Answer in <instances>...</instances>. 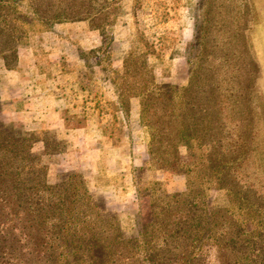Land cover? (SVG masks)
I'll use <instances>...</instances> for the list:
<instances>
[{
  "label": "trees",
  "instance_id": "obj_1",
  "mask_svg": "<svg viewBox=\"0 0 264 264\" xmlns=\"http://www.w3.org/2000/svg\"><path fill=\"white\" fill-rule=\"evenodd\" d=\"M11 1L0 0V60L7 71H19L18 49L38 23L50 27L54 22L91 21L111 6L106 0H31L32 17ZM106 22L97 20L93 28L103 39L99 25ZM155 58L153 50L131 47L122 55L120 69L113 71L112 82L127 115L130 100L138 99L137 123L149 132L148 160L138 171L148 165L184 175L186 192L169 195L153 182L151 221L142 226L141 240L124 242L111 201L93 200L88 183L75 180L79 175L57 182L58 196L48 185L46 163L54 153L45 135H56L54 131L6 136L2 131L8 126L2 123L0 264L37 262V254L58 248L55 236L63 234L76 250L86 245L98 252L91 264H264L261 95L248 82H233L236 68L215 70L210 56L167 78L154 75ZM13 61L16 66L10 67ZM37 143L43 150L34 152ZM208 187L225 192L230 206L210 209L205 202ZM249 220L260 229L246 230ZM148 226L155 232L150 234Z\"/></svg>",
  "mask_w": 264,
  "mask_h": 264
},
{
  "label": "rangeland",
  "instance_id": "obj_2",
  "mask_svg": "<svg viewBox=\"0 0 264 264\" xmlns=\"http://www.w3.org/2000/svg\"><path fill=\"white\" fill-rule=\"evenodd\" d=\"M30 1L12 0L10 4L34 17ZM106 2L111 5L109 11H104L100 17H93L91 21L54 22L50 27H42L38 23L35 32H30L25 45L18 49L19 57L22 58L17 64L21 75L15 74L16 71H7L3 65L4 62L0 60V87L6 82H16L18 77L32 74L31 70L25 72L26 59L30 56V52H33V58L37 60V64L39 62L42 70L51 69L49 63L55 60L54 57L59 55L60 50H56L51 57L53 49L46 46V43L55 44V46H60L62 43L63 48L67 45L68 47L78 46V58L87 64L88 74L98 73L104 76V79L110 81L111 86L108 85V87L110 89L113 87L117 93L116 86L112 82L113 71L120 69L122 55L131 47H136L140 52L154 51L157 63L154 75L157 78L172 76L183 67H195L198 62L201 64L204 61L205 56H210L208 62L214 66L215 70L226 66L231 69L236 68L235 76H237L233 82L239 81L244 84L248 82L250 88L254 87L261 95L260 102L264 105V0H106ZM100 19L107 21L105 25H99L104 39L100 31L93 29L97 26V20ZM61 28L74 29L61 31ZM79 33L82 35H78ZM81 37L83 39L79 41ZM111 40L112 43H110ZM68 58L73 59V55ZM117 63L118 67H113ZM9 66L15 67L16 63L13 61ZM62 67L65 69L67 66L65 67L64 64ZM77 72L84 71L81 69ZM108 103L104 101V105H101L106 112L104 125L107 135L126 133L117 125V120L113 122L109 116L110 107L105 105ZM5 121L0 109V124L8 126L2 131L3 134L11 135L14 131H26L19 122ZM134 132L137 138L142 140L141 131ZM146 133L149 143L147 129ZM59 135L61 138L64 137L62 142L59 141L58 135L51 133L45 135V138L51 141L48 149L55 155L48 158L46 163L48 185L56 189L58 196L60 189L56 185L72 174L79 175V178L75 180L82 178L88 183L86 187L93 195V200L95 198L98 201L104 198L102 188L96 184V180L98 177L100 182L101 175L109 174L107 160L110 162L114 159H109L110 156L118 157L116 154L118 148L101 151L102 148L92 145L94 140L86 137L82 140L75 139L77 134L70 131L59 133ZM93 137H100V134L95 131ZM69 138L72 142L75 140L81 145L69 146ZM40 150H43L41 143L33 146L34 152ZM147 160L146 155L145 161ZM141 167L133 166L124 171L122 180L125 188H117L115 195L108 198L114 211L108 209L112 212L111 214L114 213L117 216L121 240L124 242L132 238L141 240L142 226L148 225L151 221L150 200L153 196L149 195H152L150 191L154 189L153 182L159 183L161 190L169 195H180L187 190V178L184 175H172L148 165L146 170L138 171ZM117 180H119L118 177L109 178V182ZM91 184L95 187L91 188ZM208 188L205 191V202L210 209L230 206L225 192L213 187ZM24 217L22 215L21 219ZM246 224L248 231L256 232L260 229L254 220H249ZM146 229L150 234L156 230L149 226ZM68 238L66 234L58 238L55 236L58 248H55L54 252L50 249L45 254H37L38 260L33 261L32 264H41V260L51 264H91L94 260L92 255L95 258L99 257L98 252L86 245L83 249L76 250L71 240H67ZM95 263L96 261L92 264Z\"/></svg>",
  "mask_w": 264,
  "mask_h": 264
},
{
  "label": "crops",
  "instance_id": "obj_3",
  "mask_svg": "<svg viewBox=\"0 0 264 264\" xmlns=\"http://www.w3.org/2000/svg\"><path fill=\"white\" fill-rule=\"evenodd\" d=\"M69 29L74 28L60 30L68 31ZM82 39L81 37L79 41ZM47 45L53 49L51 57L56 50H60L59 55H55V60L49 63L51 69L42 70L39 62L37 64V60L33 58V52H30V56L26 59L25 72L31 70L32 74H26L25 77H21L22 79L18 77L16 82H6L0 87V109L3 121L19 122L29 132L54 131L60 140L64 137L61 138L59 133L70 131L77 134L75 139L82 140L86 137L94 140L92 145L102 148L101 151L118 148L116 149L118 157L110 156L109 159H114L110 162L107 160L109 174L101 175L100 182L98 177L96 180V184L102 188L104 197L110 199L112 195H115L117 188H125L122 180L123 172L133 166L141 167L146 160L148 135L146 128L137 123L139 101L134 98L130 100V112L127 115L121 107L115 89L109 88L110 81L98 73L88 74L87 64L78 58V46L68 47L67 45L63 48L62 43L60 46L46 43ZM59 47L61 48L58 49ZM70 55H73V59L68 58ZM64 64L65 67L67 66L65 69L62 67ZM118 65L117 63L113 67L117 68ZM81 69L84 72L78 73L77 71ZM19 71L15 74L21 75ZM104 101L109 102L105 105L110 107V114H108L113 122L116 119L117 125L126 133L107 135L104 125L106 112L101 106ZM135 130L141 131L143 141L137 138ZM95 131L100 134V137H93ZM68 144L69 146L81 145L75 140L72 142L71 138ZM136 149H138L137 152ZM116 177L119 180L109 182V178Z\"/></svg>",
  "mask_w": 264,
  "mask_h": 264
}]
</instances>
